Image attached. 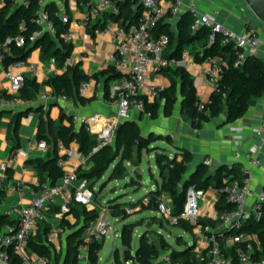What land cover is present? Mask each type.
I'll return each mask as SVG.
<instances>
[{
	"label": "crops",
	"instance_id": "crops-1",
	"mask_svg": "<svg viewBox=\"0 0 264 264\" xmlns=\"http://www.w3.org/2000/svg\"><path fill=\"white\" fill-rule=\"evenodd\" d=\"M115 1L116 5L104 12L103 15L94 21L88 28L83 27L80 23L86 12L83 0H78L77 6H70L67 8L68 14L71 18V22L67 29H69L74 36L70 43L72 45L70 58L73 59L74 65H79L80 69L89 76V79L87 80L89 82V87L87 88L85 95L77 99V106L75 109L67 108L66 104L59 99L60 94L56 93L53 85L47 82L46 76L51 74L58 67L56 62L52 61V57L48 58L43 56L41 47L33 49L27 59L22 61L24 66L21 68V71L24 73L26 80L29 82L26 88L32 91L37 87V91L34 93L32 99L22 97L20 91L16 94L20 103L15 109L6 108L0 110L3 111L2 114H0V215L7 216L6 212L12 207L18 206V204H28L32 193L40 190V187L37 186V184L40 183V179L34 162H50L54 156H57L58 162L59 160L64 161L63 166H60L58 163L63 171L76 170L79 171V174L88 172L93 166L94 163L91 159L89 160L87 166L81 165L78 159V155L80 154L79 144L75 140L66 144L62 139H55V131L58 126L72 125L74 131L78 132L84 127L86 131L95 135L97 138V131L88 130V126L86 124H81L79 122L75 123L72 116L77 115L81 118L92 119L101 117L102 119H106L116 115L117 113V108L111 105L110 101L105 98L104 88L106 77L99 75L111 66L109 53L113 50L114 46L111 35L104 31V27L108 21H116L114 18L119 13V8L117 6L119 1H128L134 11L141 9L142 6L139 0ZM195 1L202 12L215 15L220 22L232 28L237 33L243 32L245 29L250 27L249 25L241 22L242 12L238 9V4L241 3V0ZM190 2L191 0H183L184 6ZM44 4L46 8L53 13L59 7V0H44ZM162 4L168 11L171 1L164 0ZM4 5L5 1L0 0V9H2ZM184 13H186L184 7L173 17L167 13L161 21V25L164 26L161 35L166 32H171L177 38L178 25ZM116 22L119 25H122L121 19ZM134 25L135 24H132L130 27ZM45 33L53 40L54 47L64 49L66 44L62 40L61 34L59 36H53L48 32ZM260 37L262 44L260 46L259 56L264 58V38L262 35ZM201 49L202 47L198 42L190 45L191 53L187 59L185 67L193 78L199 100L206 102L213 92L206 76L208 65L206 62H196L193 54V51L196 52ZM32 64L35 65L34 69L31 67ZM7 68L3 65L0 52V83L2 86L0 98L11 97L7 91L9 86L6 78ZM34 71H37L38 75H35ZM93 75H98V78H94ZM118 81V77L111 80L109 83V89L112 86H115ZM32 82H35V84H31ZM155 83L162 90L169 85V79L161 73L155 78ZM42 93L47 94L49 96L48 99H41L40 95ZM76 95V91H74L70 96L76 97ZM152 101L153 100H150L149 102ZM14 115H19V117L12 118ZM124 120L127 122H136L140 128V136H143L144 139H147L150 135L167 136L169 138L168 141L159 140L150 145L149 148H153L155 156L157 153H164L170 158H173L183 150L190 151L193 155V160L188 166L186 177L188 174L194 172L200 164L203 163L205 165L204 161L207 158L212 160L210 165H205L208 169L214 166V162H218L222 167L225 166L228 169L233 170L235 173L245 177L244 170L249 168L245 154L251 147L260 145L261 149L259 150L258 155L261 159V164L256 167H250V185L252 194L248 196L247 203L252 204L257 200L258 193L263 185L264 137L255 134L253 129L258 127L264 121V95L258 98H253L249 104L246 114L234 122H227L226 114L223 113L219 118L202 122L199 128H194L191 120L181 114L180 96H178V100L174 106L171 116H164L161 107V112L157 118H152L145 110H132L129 116ZM11 122L13 123L12 129L9 128ZM16 127L17 130L15 131L14 129ZM235 127L242 129L240 132L242 138L238 144L234 140L235 134L238 133L234 131ZM39 134L42 136L41 139L37 138ZM35 138L46 141L50 146L49 149L42 150L37 147H31L30 142ZM19 149L26 150L28 156L22 157L16 155L17 150ZM144 150L148 151V149ZM236 153H239L241 156L237 158ZM155 156L154 159L156 162ZM2 164H6V170L2 169ZM156 170L159 177L157 178L156 175L154 176V171L150 173L149 176L153 177L154 180H152V183L147 182V184L151 186L148 192L155 191L160 187L161 178L157 163ZM216 170L214 169L212 172H215ZM43 178L45 179V185H51V179L47 172L43 174ZM94 180H96V183L92 185ZM97 183L98 180L96 178L89 181L88 190L92 194V199L89 204H71L70 212L65 213L62 216L60 215V209L55 207L51 212L45 213L43 218L38 219L37 226L33 234L35 235L38 231L43 233L45 228L48 227L46 242L52 249V256L50 258L51 264H65L66 240L68 234L80 228L85 223L89 225L99 217L101 210L99 209V204L97 203L98 192L95 189V185ZM148 192H146L144 196ZM129 193L130 192L123 193L124 198H121V196L118 195L117 197L110 199L108 203L103 206V208H108L111 201L123 203L125 204L123 207H128V205H132L141 199H134L132 197L133 195H129ZM220 195L219 190L214 187H210L204 192V195L200 200V221L213 219L214 214L217 213L215 204L220 199ZM160 200L168 201V204L172 205V198L166 192L161 194ZM145 211H148L150 214H146L133 221L137 222L140 227L144 226L145 230L141 232L138 237L136 249L132 250L131 247L132 253H134L139 247L141 236L148 230H151L150 233L154 236L151 241H153L156 245H159L160 240L166 241L176 250H182L186 246L195 245V251L198 252L199 255L208 257V245L204 242L201 244L196 243V235L197 232H199V229L196 226H194L193 231L191 232L181 228L182 233L178 236H174V241H171L169 238L170 236L166 234L165 231H167L170 235H173L172 231L168 228V225L170 224L174 226V224L168 219L162 218L156 210ZM143 212L144 211L135 212L134 216L140 215ZM96 215L97 217L90 220L92 216ZM106 216H109L112 221L121 223L120 229L117 231L121 230L124 224L130 223L129 219L133 217L130 215L129 218L123 220L121 216H113L109 208ZM8 218L12 222L16 220L15 216H10ZM87 218L89 220H87ZM148 220L152 221L149 229L146 228ZM199 220L198 224L202 227L201 230L205 235H239L238 228L234 229L233 233H230L222 226L220 221L218 223L216 222L214 226L208 224L203 227ZM136 227L134 228V231ZM54 230L57 231L56 239L54 241H50L49 234ZM240 235H242L243 243L251 245L258 244V237L256 233L244 230V232ZM82 238H84V232L82 234ZM179 239H181V243H178ZM104 245L105 240L103 248ZM222 249L225 256L227 255L228 257H232L234 254L233 243H224ZM101 251L99 252V261ZM165 254L168 253L163 252L159 258L164 261L165 264H178L166 261L164 259ZM132 262L138 264L134 261ZM78 263L90 264L88 256H85L83 260H78ZM0 264L7 263L0 261ZM9 264L14 263L10 260ZM16 264H19V262Z\"/></svg>",
	"mask_w": 264,
	"mask_h": 264
},
{
	"label": "built area",
	"instance_id": "built-area-1",
	"mask_svg": "<svg viewBox=\"0 0 264 264\" xmlns=\"http://www.w3.org/2000/svg\"><path fill=\"white\" fill-rule=\"evenodd\" d=\"M10 1L15 5L28 7L31 0H3ZM86 7V12L81 19V25L88 28L94 21L99 19L104 12L113 8L116 5L115 0H83ZM164 0H139L142 8L139 14L137 23L126 28L119 25L116 21L110 20L104 27V31L108 32L113 40V50L109 53L111 66L114 67L115 73L119 75L118 83L110 88V104L117 108L116 115L106 119L99 118H81L73 115L75 123L86 124L88 130L97 131V145L92 153L111 144L115 138V129L119 122L126 119L132 110L144 111L145 102L154 100L161 90L155 83V78L162 73L163 70L177 66H186L187 59L191 53L190 48L185 47L182 51L179 60L168 59L165 53L169 46V37L166 34L159 36L155 35V30L158 24L164 19L167 13L172 17L177 15L184 7L186 12H189L192 17L191 32L195 33L202 27L210 29L209 43H214L218 37H221V45L234 44L236 49L235 66H240L247 56H258L262 40L259 30L250 26L243 32L237 33L232 28L220 22L217 17L210 13H204L200 10L197 2L191 0L189 4L184 6L183 0H170L171 5L168 11L163 7ZM78 0H59V7L55 12L49 11L44 0H38V7L35 10L34 22L38 30L28 36L31 43L36 42L45 32L53 36H57V25L55 20L69 26L71 18L67 8L77 6ZM27 22L22 20L20 29L27 28ZM73 33L67 29L61 33V38L65 44L71 43ZM14 43L16 47H24L27 38L24 35H18L14 39H8L4 46V53L10 54L11 48L9 43ZM1 59L3 54L1 53ZM55 62L54 58L52 59ZM207 63V80L212 90L218 89V81L221 78L222 63L218 57H208ZM68 65H74L73 59L69 58L61 68H56L51 74L46 76L49 81L52 76L64 73ZM24 66L23 62H16L6 69V78L8 80V93L10 98H0V110L11 108L15 109L20 103L16 94H18L25 84V75L21 71ZM34 64L31 65L34 69ZM38 75L37 71H34ZM89 82L84 80L79 85V95L84 96ZM2 86L0 83V91ZM48 95L42 93L40 98L48 99ZM59 99L63 101L67 108L75 109L77 103L74 99L67 96L65 93L59 95ZM195 106L199 111L209 113V109L205 108V103L201 100L195 102ZM241 128H234L238 132L234 136L235 142L238 144L242 138ZM253 132L258 136L264 137V121L258 127L253 129ZM31 147L38 149H49V144L44 140L33 139ZM260 145L251 147L245 154L249 168L244 170L245 177L243 180H235L226 184L222 191L226 195V199L233 207L224 212L215 213L213 219L219 220L225 229L232 231L239 229L242 224L249 220H260L264 217V175L263 185L258 193L257 200L252 203H247V198L252 194L250 185V167H256L261 164V159L258 155ZM16 155L27 157L28 153L24 149L17 150ZM241 155L236 153V157ZM78 159L81 165L87 166L90 160V155L79 154ZM59 165L63 166L64 161L59 160ZM205 165H210L212 160L205 159ZM2 169L6 170V164H2ZM89 183L86 179L81 178L76 170L64 171L62 178L51 185H43L39 191L32 193L28 204H18L6 212L7 217L15 216L16 220L5 225L0 232V261L10 263L7 253L8 249H12L19 264H51V259L45 256H40L31 253L28 248V239L34 233L38 219L43 218L45 213L51 212L55 207L60 209V215L70 212L71 204L87 205L91 202L92 194L89 192ZM204 192L190 186L187 190L186 201L182 211L178 215L173 214V206L167 204L164 200H159L157 204V213L165 219H168L173 224L179 220L189 222L199 229L196 235V243H206L208 245V258L206 261H199L195 264H264V259L255 260L252 257L254 250L253 245L244 244L242 235L236 234H211L205 235L202 232V227L198 224L200 217V200ZM143 204L149 203L148 197H143ZM142 203L134 207H127L126 212L132 214L138 212L142 208ZM108 208L104 207L99 217L90 223L84 230L83 242L79 246L78 260H83L88 256L89 245L92 242H102L106 239L107 233L112 229V224L106 220ZM57 236V231L54 230L49 234V240L54 241ZM147 238L151 240L152 235L148 233ZM226 243L234 244V256L227 257L223 254L222 246ZM164 259L170 261V256L165 254Z\"/></svg>",
	"mask_w": 264,
	"mask_h": 264
},
{
	"label": "trees",
	"instance_id": "trees-1",
	"mask_svg": "<svg viewBox=\"0 0 264 264\" xmlns=\"http://www.w3.org/2000/svg\"><path fill=\"white\" fill-rule=\"evenodd\" d=\"M117 6L119 8V13L114 18L116 21L121 19L122 26L127 29L132 24L137 23L141 9L134 11L128 1H119ZM37 7L38 0H31V4L28 7L18 6L10 1H5V5L0 9V52L3 54L2 62L4 67L7 68L13 63L25 61L31 51L37 47H41L44 57L54 58L59 68L66 65L67 60L70 58L72 52V45L70 43L66 44L64 49L60 47L56 48L54 47L53 40L50 39L46 33L34 43L28 40V36L38 30L34 22V13ZM22 20H25L28 25L25 30L20 29ZM55 23L58 28L57 36L65 32L68 28L67 25L62 24L60 21L55 20ZM191 23L192 17L189 12H186L179 22L177 38L171 32L164 33L169 37V46L165 53V57L179 60L185 47L190 48V45L198 42L202 49L196 52L193 51L196 62L203 63L208 57H218L220 59L222 63V73L218 81V89L213 90L209 99L204 102L205 108L209 109V113L199 111L195 106V102L199 100V98L196 93L193 78L185 66L171 67L162 71L169 79V85L160 90L158 96L152 102L146 101L144 110L148 112L152 118H157L162 107L163 115L166 117L171 116L178 96H180L181 114L191 120L194 128H199L202 122L219 118L223 113L226 114L227 122H234L246 114L253 98L264 95V58L259 55L247 56L242 65L235 66L236 49L234 48V44L221 45L220 36L214 43H209L210 29L208 27H202L193 33L191 32ZM163 28L164 26H162L160 22L155 30V35H161ZM21 34L27 38L25 46L19 48L11 42L8 44L11 48V53H4V46L7 40L14 39ZM99 75L106 77L104 88L105 98L110 100L109 83L114 78L119 77V75L115 73L113 66H109ZM93 77L98 78V75H93ZM88 79L89 76L80 69L79 65H68L64 73L52 76L47 82L53 85L56 93H65L77 103V99L81 98L79 95V85L82 81ZM28 83L29 82L25 78V84L21 90V95L24 98L32 99L34 93L37 91V87L30 91L26 88ZM31 84H35V82ZM74 91H76L77 95L76 97H71L70 95ZM18 117L19 115H14L12 118ZM12 127L13 123L11 122L9 128L12 129ZM14 130L16 131L17 127ZM140 135V128L136 122H126L115 136L121 159L120 162L114 166L110 174V180L119 178L126 172L123 163L133 160L134 152H137L139 158L137 161L138 163H135V166H138L141 153L144 149L149 150L150 145L159 140H169L167 136L150 135L137 145L136 142ZM37 138L41 139L42 136L39 134ZM55 139H62L66 144L75 140L79 144L80 153L87 156L90 155V159L94 163L93 166L88 172L78 173L79 176L86 179L88 183L94 178L99 180L115 160L114 158L112 161H109L106 155L110 145L92 153L97 145V138L95 135L86 131L84 127L76 132L73 130L72 125L58 126L55 131ZM178 155L170 158L164 153L156 154V163L160 170L161 178L160 187L145 195V197L149 198L148 204H143V198H141L136 203L132 204L131 207L142 203L140 212L145 210H156L161 194L166 192L172 198L173 214L176 216L183 209L188 188L194 186L196 189L203 192L210 187L218 189L221 195L220 199L215 204L217 213L230 210L233 205L227 201L226 195L222 189L226 184L235 180L241 181L244 176L235 173L225 166H221L215 172L211 173L202 163L194 172L188 174L186 177L188 166L193 160V155L188 150H183L178 153ZM117 156H119V154L116 155V157ZM34 164L40 179V187L45 185V179L43 178L45 172L48 173L51 184H56L64 174L63 169L58 165L57 156H54L50 162L41 163L40 161H36ZM150 178L154 180L153 177ZM123 205L125 204L111 201L108 208L113 216H121L123 220H126L131 214L126 212L127 207H123ZM95 217H97V215L92 216L90 220ZM87 220L89 219L87 218ZM216 222L218 223L219 220L208 219L200 221L203 227L208 224L214 226ZM11 223L13 222L7 216L0 215V232L5 225ZM87 226L88 224L85 223L80 228L68 234L66 240L65 264H79L78 250L79 246L84 241L82 234ZM136 226H138L137 222L126 223L122 226L121 242L124 246V262L120 260V254L118 250H116L114 254V264H127L130 260L138 264H165L164 261L159 259L163 252L169 254L172 263L178 264H195L199 261H206L208 258L199 255V253L195 251V245L186 246L182 250L174 249L164 240H160L159 245H156L146 236L151 230H148L141 236L139 247L132 253V236ZM174 226L183 228L189 232L193 231L194 228V225L183 220H179ZM47 229L48 227L45 228L43 233L38 231L35 235L32 234L28 239V248L37 255L51 258L52 249L46 242ZM244 230L252 231L256 233L258 237V244L253 245L254 250L252 257L255 260L264 259V217L260 220L249 219L245 221L239 228V234L243 233ZM229 232L233 233V230ZM178 243H181V239L178 240ZM103 244L104 240L101 243L98 241L90 243L88 249L90 264H98L99 252L102 250ZM7 253L9 259L12 260L14 264L18 263L11 248L7 250ZM233 256L234 254L232 257Z\"/></svg>",
	"mask_w": 264,
	"mask_h": 264
},
{
	"label": "rangeland",
	"instance_id": "rangeland-1",
	"mask_svg": "<svg viewBox=\"0 0 264 264\" xmlns=\"http://www.w3.org/2000/svg\"><path fill=\"white\" fill-rule=\"evenodd\" d=\"M254 27H256L259 30L260 36L262 35V37L264 38V30H263L262 25L257 24V25H254ZM118 154H119V156L116 157V155H118ZM106 155L109 158V161H112L114 158H115V160L111 163V165L109 166L107 171L102 175V177L98 180V183L95 185V187H96L95 189L98 192L97 203L99 204L98 207L101 210V212L103 211V206H105L110 199H113V198L117 197L118 195H120L121 198H124L123 193L130 192L129 195H133L132 197L134 199L143 198L144 194L146 192H148L151 188V186L149 184H147V182L144 180V175L149 176L150 173L152 171H154V173H153L154 176L156 175L157 178L159 177V174L156 170V162L154 159L155 153L153 151V148L149 149L148 151H146V150L142 151L141 159H140L138 166H135V163H138L137 161L139 159L137 152H134L133 160L125 161L123 163V165L126 168V172L130 173L131 177L123 178V176L126 173L125 172L123 175L120 176V178H115L113 180H109L110 174H111L112 170L114 169V166L116 164H118L120 162V159H121V154H120V152H118V146H117L115 138L111 142L110 147H109ZM138 170L141 171V173H142L141 176L138 175V173H137ZM133 181H135V182H133ZM95 183H96V180H94L92 182V185H94ZM135 187H137V188H135ZM102 188H103V190L101 191ZM165 202L168 204V201H165ZM130 206L131 205H128V207H130ZM134 213L131 214L133 217H131L129 219L130 220L129 222H133V221L139 219L140 217H142L146 214H150L148 211H144L142 214L134 216L135 215ZM106 220L108 223L112 224V229H110L107 233L104 248L102 249V251L100 253L99 264H113L114 263V257L111 258L110 262L106 261V256L108 253V243L110 241V237H111L112 233H114L118 229H120V226H121V223H119L117 221H112L109 216H106ZM168 228L172 231L173 235H170L167 231H165V233L170 236L169 238L171 241H174V236H178L180 233H182L181 228H179L177 226H172L169 224ZM144 230H145L144 226L143 227H140V226L136 227V229L133 233V239H132V245H131L132 250L136 249L137 244H138V237H139L140 233L143 232ZM117 235L118 234H116V236ZM152 238H154V236H152ZM114 248L116 250H118V252L120 254V260L122 262H124V255H123L124 246H123L122 242L120 241V239L117 237H116L115 242H114ZM128 264H135V263H133L132 261H129Z\"/></svg>",
	"mask_w": 264,
	"mask_h": 264
},
{
	"label": "water",
	"instance_id": "water-1",
	"mask_svg": "<svg viewBox=\"0 0 264 264\" xmlns=\"http://www.w3.org/2000/svg\"><path fill=\"white\" fill-rule=\"evenodd\" d=\"M238 9L242 12L241 22L243 24H247L249 26H254L257 24L262 25L264 30V0H241V3L238 4ZM3 111H0V114H2ZM127 121L123 120L119 122L115 129V134L117 135L120 131V129L123 127V125ZM144 140L143 136H140L136 142L138 145L141 141ZM221 167V164L218 162H214V166H212L209 171L212 172L214 169H219ZM138 175L141 176L142 173L140 170L137 171ZM131 177V174L126 172L123 178ZM144 180L148 183H152V180L150 179V176L144 175ZM152 221L148 220L146 223V228L149 229L151 227ZM116 234H118L117 238L121 239V230L116 231L112 233L111 240L108 245L109 251L106 256V261L110 262L111 258L116 252V249L114 248V242L116 239Z\"/></svg>",
	"mask_w": 264,
	"mask_h": 264
}]
</instances>
